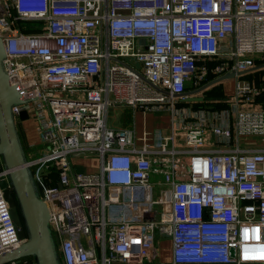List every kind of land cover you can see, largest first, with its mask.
<instances>
[{
  "label": "built area",
  "instance_id": "1",
  "mask_svg": "<svg viewBox=\"0 0 264 264\" xmlns=\"http://www.w3.org/2000/svg\"><path fill=\"white\" fill-rule=\"evenodd\" d=\"M0 37L8 80L26 101L13 107L16 123L26 111L37 124L27 166L64 264H167L166 238L168 264L264 262V146L243 142L264 137V107L240 75L223 111L185 102L224 74L264 65V0H0ZM112 107L172 111V126L150 143L110 127ZM8 180L1 162L0 255L25 242Z\"/></svg>",
  "mask_w": 264,
  "mask_h": 264
},
{
  "label": "water",
  "instance_id": "2",
  "mask_svg": "<svg viewBox=\"0 0 264 264\" xmlns=\"http://www.w3.org/2000/svg\"><path fill=\"white\" fill-rule=\"evenodd\" d=\"M5 59V43L0 37V163L2 162L9 170V180L2 181L1 186L9 202L10 214L17 228L18 237L25 242L20 247L1 254L0 264L20 261L27 257L31 258L35 264H64L51 231L50 211L42 199V187L36 183L32 170L27 166L29 144L24 126L16 123L13 113L14 106L26 101L19 89L9 82ZM247 72L249 71L224 74L197 91L202 92L224 80L236 78ZM216 100L220 98H199L198 96L185 98V102L188 103ZM29 118L26 111L20 113L21 121L25 122ZM78 171L82 172L83 169L79 168ZM234 252L235 250L232 249V256Z\"/></svg>",
  "mask_w": 264,
  "mask_h": 264
},
{
  "label": "crops",
  "instance_id": "3",
  "mask_svg": "<svg viewBox=\"0 0 264 264\" xmlns=\"http://www.w3.org/2000/svg\"><path fill=\"white\" fill-rule=\"evenodd\" d=\"M260 70H264V65H261L260 67L254 69V70H251L247 73H244V74L240 75V77L243 76V79H244V77L250 76V75L254 74L256 71H260ZM236 83H237L236 78H230V79L224 80L223 82H220L219 84L211 86L209 89L211 90L214 87H216V88L221 87L220 88V95L224 99L229 100L235 96ZM221 102H223V101H221ZM221 102H219V103L221 104ZM219 103H217V104H219ZM255 104H256V102H255ZM207 109H210V108L206 107V110ZM208 111H210V110H208ZM119 112L123 113L124 115H127V117H126L127 119H125L126 121L124 122V124L118 126L116 129H120V128L135 129L139 135L142 134L141 136L137 135L139 138L146 134L150 143L153 141V139L156 138L155 136H157L159 134L168 133L170 130V127L172 126V116L170 114L165 113V112L144 113L142 111H134L133 109L122 108V107L119 110ZM165 116L170 117V120H169V122L167 120V125L165 127L167 129H163L162 131L156 129L153 133L152 129H155V128L161 126V124L164 120L163 117H165ZM23 126H24L25 133L27 136L28 144L29 145L38 144L39 143V133L37 132L36 135H33V134H30V132H29L31 130V128H33V124L31 122H28V123L24 122ZM168 126H169V128H168ZM179 146L182 149H186V147H187V146L183 145L182 142L179 144ZM183 159H184V156H183ZM184 161L187 162L188 160L184 159ZM77 163H80V162H77ZM82 165L84 166V164H82ZM158 244L160 245V248H161L160 261L163 263H167V264L171 263L172 258H173L171 240L168 238L162 239L158 242ZM248 264H264V262H255V263H248Z\"/></svg>",
  "mask_w": 264,
  "mask_h": 264
},
{
  "label": "rangeland",
  "instance_id": "4",
  "mask_svg": "<svg viewBox=\"0 0 264 264\" xmlns=\"http://www.w3.org/2000/svg\"><path fill=\"white\" fill-rule=\"evenodd\" d=\"M208 65H213L214 64H208ZM264 70H260V71H256L254 74L250 75V76H246L244 77L243 79V76L240 77V82H241V85L242 86H245V85H250V87H252V89H254V92H252L251 96L254 97V100L256 102V104L258 106H261V107H264ZM210 80L212 79V75L208 77ZM210 80H207L205 82H208ZM190 87V86H189ZM220 88L221 87H214L213 89H208V98H211V96L209 95V93L211 95H217L219 94L220 95ZM191 89V87L189 88ZM210 90V91H209ZM246 96H244L245 98ZM225 102L226 100L224 99L223 102H221V104H209V103H206V104H202L201 106L199 105H196L194 106V109H200V108H205L206 107H209L210 109H207V110H213V112H219V111H223L225 108H226V105H225ZM176 108H179L180 111L182 112H185V110L189 107L188 104H181L179 106H175ZM121 109V107H112L110 110H109V113H108V125L110 127H113V128H117L118 126L124 124V122L126 121L125 119H127V115H124L123 113L119 112V110ZM167 114H171L172 111L170 112H165ZM164 120L161 124V126L155 128V129H152V132L154 133V131L157 129V130H160L162 131L163 129H167L165 128L166 125H167V120L169 122L170 120V117L169 116H165L163 117ZM26 123L28 122H31L33 124V128H31V130L29 131L30 134H33V135H36L38 130H37V124H36V121H34L33 119H28L25 121ZM169 128V126H168ZM39 133V132H38ZM137 135L138 136H141L138 134L137 132ZM207 139H209V141H212V134H207L206 136ZM244 143H249V144H252V145H255V146H264V137L263 136H255L253 138H250V139H244L243 140ZM28 153V152H27ZM190 157L189 154H186L184 155V159L185 160H188ZM77 162H80V164H84L83 167L86 168L87 171H90V172H96V170L99 169V165H100V162L96 159V158H81V159H78ZM163 176L159 175V174H156L154 173L151 177V183L153 184L154 186V190L156 192V194L158 195L159 194V191H160V186L158 185L159 182H163ZM122 198H123V195H122ZM158 211L160 212L162 210V207L161 205H159L157 207Z\"/></svg>",
  "mask_w": 264,
  "mask_h": 264
},
{
  "label": "flooded vegetation",
  "instance_id": "5",
  "mask_svg": "<svg viewBox=\"0 0 264 264\" xmlns=\"http://www.w3.org/2000/svg\"><path fill=\"white\" fill-rule=\"evenodd\" d=\"M208 91V90H207ZM207 91H202V92H200L199 94H198V97L199 98H205V97H208V92ZM203 104V102L200 104V105H202Z\"/></svg>",
  "mask_w": 264,
  "mask_h": 264
},
{
  "label": "trees",
  "instance_id": "6",
  "mask_svg": "<svg viewBox=\"0 0 264 264\" xmlns=\"http://www.w3.org/2000/svg\"><path fill=\"white\" fill-rule=\"evenodd\" d=\"M209 95L211 96V98H223L221 95H219V94H217V95H211L210 93H209ZM199 106H201L200 104H199ZM217 231V230H216Z\"/></svg>",
  "mask_w": 264,
  "mask_h": 264
},
{
  "label": "clouds",
  "instance_id": "7",
  "mask_svg": "<svg viewBox=\"0 0 264 264\" xmlns=\"http://www.w3.org/2000/svg\"><path fill=\"white\" fill-rule=\"evenodd\" d=\"M217 231H219V232H220L221 230H219V229H218Z\"/></svg>",
  "mask_w": 264,
  "mask_h": 264
}]
</instances>
